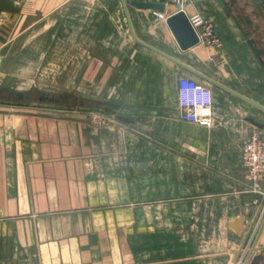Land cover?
Listing matches in <instances>:
<instances>
[{"label":"crops","instance_id":"1","mask_svg":"<svg viewBox=\"0 0 264 264\" xmlns=\"http://www.w3.org/2000/svg\"><path fill=\"white\" fill-rule=\"evenodd\" d=\"M127 1L132 27L121 0H0V85L60 59L76 99L0 106V264H232L246 239L264 182L242 150L264 110L212 85L214 124L182 122L180 76L206 81L170 57L264 106V0H184L220 39L188 50L156 15L177 2Z\"/></svg>","mask_w":264,"mask_h":264},{"label":"built area","instance_id":"2","mask_svg":"<svg viewBox=\"0 0 264 264\" xmlns=\"http://www.w3.org/2000/svg\"><path fill=\"white\" fill-rule=\"evenodd\" d=\"M169 3L176 1L182 7L184 0H150ZM158 19L166 20L167 16L156 12ZM196 28L201 41L207 43L220 44V39L216 33L214 23L200 15L190 17ZM178 104L179 119L182 122H190L198 125L211 127L214 124L212 112L214 104V89L207 83L187 75H181L178 80ZM242 160L248 178L259 185L264 182V136L261 131L256 130L249 135L243 144ZM258 187V186H257ZM264 195V193H262ZM264 223V201L257 216L254 226L250 232L243 251L232 264H244L245 258L253 245L262 225Z\"/></svg>","mask_w":264,"mask_h":264},{"label":"water","instance_id":"3","mask_svg":"<svg viewBox=\"0 0 264 264\" xmlns=\"http://www.w3.org/2000/svg\"><path fill=\"white\" fill-rule=\"evenodd\" d=\"M124 8H125V11H126V14L128 16V19H129V23L132 27V22H131V18H130V12H129V6H128V1L127 0H121ZM134 4L136 5H139V6H143V7H150V8H158L160 10H164L165 9V5L166 3L165 2H162V1H134L133 2ZM166 22L168 24V26L170 27V29L172 30L180 48L182 50H188L196 45H198L200 42H201V38L196 30V28L194 27L192 21H191V18L189 17V15L186 13V11L180 6L178 8L177 11H175L174 13L170 14L167 19H166ZM134 33V31H133ZM135 37L137 38V40L167 56H169L167 53L163 52L162 50L160 49H157L143 41H141L140 39H138V37L136 36V34L134 33ZM170 57V56H169ZM172 59H174L175 61H177V63H179L182 67H184L185 69L191 71L192 73L196 74L197 76L201 77L204 81L216 86V87H219L221 89H224V90H228V91H231L237 95H239L241 98L253 103L254 105H256L257 107H260L261 109L264 110V106L253 101L252 99L238 93L237 91H235L234 89L226 86L223 82H221L220 80L218 79H215L214 77L208 75L207 73L201 71L200 69H197L187 63H184L178 59H175L174 57H170ZM1 93V91H0ZM20 97H22V93H17ZM1 96V94H0ZM50 101H54V97H51L50 98ZM248 120L253 123L255 126L259 127V128H263V124H261L260 122L254 120L253 118H248ZM264 201V197H261L259 203H260V206H259V210L257 212V215L256 217L254 218V220L252 221L251 223V226H250V229L246 235V239L240 249V251L237 253V256L235 258V260L233 262H235L237 260V258L239 257V255L241 254V252L243 251V248L248 240V237L250 235V232L252 230V227L254 226L255 224V221L257 219V216L261 210V207H262V203ZM264 229V223L253 243V245L251 246L246 258H245V262L244 264H264V248H261L258 247V241L260 239V236L262 234V231ZM260 249V253L259 255H255V251Z\"/></svg>","mask_w":264,"mask_h":264},{"label":"rangeland","instance_id":"4","mask_svg":"<svg viewBox=\"0 0 264 264\" xmlns=\"http://www.w3.org/2000/svg\"><path fill=\"white\" fill-rule=\"evenodd\" d=\"M171 1L170 3H172ZM176 2V1H175ZM59 61L60 59H57V66L49 67L48 69L42 65L40 67V70L38 71V77L40 80V84H33L31 87L28 85H21V90H18L17 92L13 89V87L1 86L2 93L0 96V106H4L8 109H23L26 111H37L41 110L43 108H50L54 107L56 105H62V104H69L67 102H74L72 98L68 99V101L60 100L58 101H50V98L52 96L61 95L58 88L56 87V83L58 82V71H59ZM48 67V66H47ZM8 81V80H7ZM12 83V81H8ZM3 82H1L2 84ZM209 86H212V84L206 82ZM17 93H22V97H20ZM262 135L264 136V133L262 132Z\"/></svg>","mask_w":264,"mask_h":264},{"label":"trees","instance_id":"5","mask_svg":"<svg viewBox=\"0 0 264 264\" xmlns=\"http://www.w3.org/2000/svg\"><path fill=\"white\" fill-rule=\"evenodd\" d=\"M52 97H54V101H58V99H60V100H64V101H68V99L70 98H72L73 100L75 99L74 97H71V96H63V95H56V96H52ZM74 101H76V99L74 100ZM67 103H69V104H75L74 102H67Z\"/></svg>","mask_w":264,"mask_h":264}]
</instances>
